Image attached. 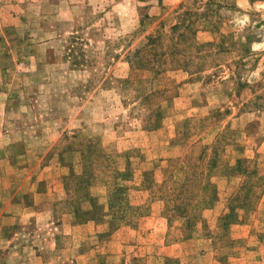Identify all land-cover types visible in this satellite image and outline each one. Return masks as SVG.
<instances>
[{
  "label": "rangeland",
  "instance_id": "374dc122",
  "mask_svg": "<svg viewBox=\"0 0 264 264\" xmlns=\"http://www.w3.org/2000/svg\"><path fill=\"white\" fill-rule=\"evenodd\" d=\"M0 264H264V0H0Z\"/></svg>",
  "mask_w": 264,
  "mask_h": 264
},
{
  "label": "trees",
  "instance_id": "16d2710c",
  "mask_svg": "<svg viewBox=\"0 0 264 264\" xmlns=\"http://www.w3.org/2000/svg\"><path fill=\"white\" fill-rule=\"evenodd\" d=\"M67 180H68V178H67ZM67 185H68V182H67ZM224 216H225V219H226V218H228V216H227V215H224Z\"/></svg>",
  "mask_w": 264,
  "mask_h": 264
}]
</instances>
